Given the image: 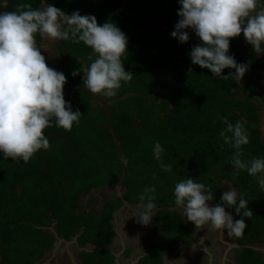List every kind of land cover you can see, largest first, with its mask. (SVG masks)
I'll return each mask as SVG.
<instances>
[{
	"label": "trees",
	"instance_id": "16d2710c",
	"mask_svg": "<svg viewBox=\"0 0 264 264\" xmlns=\"http://www.w3.org/2000/svg\"><path fill=\"white\" fill-rule=\"evenodd\" d=\"M6 1L0 5V13L14 11L24 3L39 9L44 1L61 3L68 15L77 10L88 15L91 5V0ZM101 2L108 21L126 35L138 55L143 52L145 57L153 58L150 68L155 69L156 78L148 83L139 81L140 91H153L152 102L144 105L142 98L135 96L130 105H113V111L106 116L102 109L91 104V92L84 90L83 71L75 77L72 75L74 70L88 67L90 61L74 51L71 40L59 47L57 53L62 61L57 71L67 80L64 99L70 102L73 111H80V122L74 123L71 131L54 124L45 129L50 147L39 150L26 164L6 160L0 153V264H35L43 251L52 247L53 239L46 234L52 223L59 238L81 232V239L95 243L99 235L107 237L100 230L103 226L100 217L106 222L120 203H105L97 218L92 212L77 213V204L88 191L100 186L112 188L119 182L123 200L133 204L139 203L138 195L144 188L155 186L156 227L171 231L181 227L186 232L183 221L165 210L175 205V185L186 178H193L212 190L211 206L221 204L223 182L248 200L247 207L253 212L251 218L237 215L231 208L234 221L243 218L246 224L244 235L237 238L241 247L235 253V262L264 264L248 248L255 239L264 242V190L258 184L259 176H249L246 170L235 173L231 163L234 149L221 138L224 124L219 119L223 116L229 122L244 123L249 143L242 146V159L264 158L258 117L264 96L259 93L257 54L253 48L245 57L238 53L236 43L243 37L242 33L231 39L228 55L238 64H248V70L239 83L232 77L220 79L210 70L191 63L187 47L192 41L201 44L196 35L193 39L189 35V41L184 44L171 37L172 25L179 19L178 0ZM139 16L144 32L133 33ZM86 60L87 64L82 66ZM132 67L135 68L134 63ZM234 72L235 69L226 68L221 75ZM126 92L122 88L117 95ZM70 93L72 97L67 98ZM157 142L164 149L160 161L153 154ZM161 162L171 165L172 171L162 170ZM94 218L97 224L92 225ZM108 240L104 238L105 242Z\"/></svg>",
	"mask_w": 264,
	"mask_h": 264
},
{
	"label": "clouds",
	"instance_id": "9594fccd",
	"mask_svg": "<svg viewBox=\"0 0 264 264\" xmlns=\"http://www.w3.org/2000/svg\"><path fill=\"white\" fill-rule=\"evenodd\" d=\"M181 7L171 37L180 44L189 41L186 29H191L201 41L190 53L191 63L206 68L220 79L229 77L239 83L248 70V64H238L228 55L230 40L243 34L255 54L264 53V5L260 0H178ZM56 41L83 43L92 50L88 67L74 70L75 77L83 71L84 86L94 95L107 98L117 96L122 83L133 78L125 71L122 57L127 53L126 35L113 22L98 25L93 15H81L79 10L65 14L61 9L47 4L33 9L30 4L17 5L14 11L0 13V153L4 159L28 163L39 150L50 147L44 130L53 124L71 131L73 124L80 122L81 113L73 111L70 102L63 96L67 83L62 72L50 68L37 47L36 35ZM95 57V59H93ZM235 69L229 76L222 70ZM224 128L220 136L234 152L231 163L238 175L246 170L249 176L257 177L264 190V158L242 159V146L249 143V133L244 123L229 122L220 117ZM164 149L160 143L153 147L154 157L160 161ZM164 171H172L171 165L161 162ZM120 183V182H119ZM155 186L146 187L138 195L139 203L131 217L147 226L154 215L156 204ZM175 205L196 229L206 227L209 231L225 230L229 236L244 235V219L235 220L225 206L234 208L237 215L251 218L248 200L239 196L235 189L224 191L221 204L210 207L207 203L214 196L205 184L186 178L175 185ZM243 210V212H242Z\"/></svg>",
	"mask_w": 264,
	"mask_h": 264
},
{
	"label": "crops",
	"instance_id": "0c3cea01",
	"mask_svg": "<svg viewBox=\"0 0 264 264\" xmlns=\"http://www.w3.org/2000/svg\"><path fill=\"white\" fill-rule=\"evenodd\" d=\"M223 184L224 191L232 189L229 183ZM122 193L121 183L112 188L100 186L82 195L78 201L77 213L92 212L95 217L102 214L105 203H120L100 228L107 237L99 235L95 243L81 239V232L69 238H59L52 223L46 231L53 239L52 247L43 251L35 264H236L235 253L241 245L237 237L229 236L226 230L222 235L206 227L196 229L176 205L165 210L183 221L186 232L171 225L174 231L157 228L156 209L151 222L143 226L136 222V217H131L137 204L124 200L121 203ZM207 203L212 207L210 201ZM225 211L231 213V208L225 206ZM95 220L92 225L97 224ZM104 238L109 240L105 242ZM248 248L257 254L259 262H264L263 241L255 239Z\"/></svg>",
	"mask_w": 264,
	"mask_h": 264
},
{
	"label": "rangeland",
	"instance_id": "374dc122",
	"mask_svg": "<svg viewBox=\"0 0 264 264\" xmlns=\"http://www.w3.org/2000/svg\"><path fill=\"white\" fill-rule=\"evenodd\" d=\"M6 0H0V5L3 6L6 4ZM47 4H51L49 2H44L41 1L40 3V8H42L43 6L47 5ZM260 4L264 5V0H260ZM52 6L61 9L64 13H65V9L62 6L61 3H52ZM100 7V11H97V8ZM89 9V13L88 15H93L96 17L97 19V23L98 25H103L105 22H109L107 19V13L105 11V6L103 5V3L101 2V0H91V5L88 8ZM66 14V13H65ZM157 19H160L162 17L160 16H156ZM140 16L139 19H137L135 21V25L132 28L133 29V33L134 32H138V33H143L144 32V26L141 23L140 20ZM175 24L172 25V27H174ZM186 31L188 32V34L190 36L193 37L195 36V33L191 30V29H186ZM37 47L40 48L41 50V54L45 56V60L47 65L50 68H53L54 70H58V65L59 62L62 61L58 55V49L60 46H62L63 43H65V41H61V40H56V41H52V40H48V39H44L41 38L39 36V34H37ZM73 49L75 52H77V54L80 57H85L88 60V56L92 53V50L88 47H86L82 42L81 43H73ZM196 46L195 43L192 41L189 43L187 50L190 53L191 49ZM236 50L238 51L239 54H241L243 57H245L249 50L252 48L251 45H249L244 37L241 38V40H239L236 43ZM74 52V53H75ZM138 50L128 41V45H127V53L124 54V56L121 58L122 62H123V66L125 71L126 68L129 69V71H131V69H133V78L132 80L127 83L124 84L122 83L121 88L118 90L117 93L120 92V90L122 88L127 89L126 93H123L122 95H117L116 97L113 98H107V97H103L101 95H94V94H90L91 95V104L94 106L99 107L100 109H102L106 116L111 113L113 110V105L115 106H127V104L130 105V100L132 97L135 96H140L142 98V101L144 103V105H148L152 102V97H153V91L152 90H148V91H140V84L139 81L141 80L142 82L148 83L149 81L153 80L156 78V75L154 74L155 69H151L150 65H152V59L153 58H147L145 57V53L140 52V54L138 55ZM134 54L136 56V60H133ZM62 56H65L64 52H61ZM257 58H258V64H259V93L260 96H264V53L261 54H257ZM93 59H95V57H93ZM87 60L84 61L81 65L85 66L84 63L87 64ZM65 62V61H64ZM91 63V61H90ZM133 63L135 64V68L132 67ZM135 70V71H134ZM131 71V72H132ZM84 90L87 91L88 89L86 87H84ZM63 96L65 97V94L63 93ZM72 97L71 93L67 94V98ZM73 101L72 99H68ZM258 117H259V129H260V136H261V140L264 142V105L262 106V108L258 111ZM227 183V182H226ZM100 216V215H99ZM99 216H96L99 217ZM104 219L101 216L100 217V224L103 225ZM22 251L24 252V250L22 249ZM24 259V256L22 257V259L20 261H22ZM26 259H28L26 257ZM23 262V261H22ZM26 263V262H24Z\"/></svg>",
	"mask_w": 264,
	"mask_h": 264
},
{
	"label": "water",
	"instance_id": "95a60500",
	"mask_svg": "<svg viewBox=\"0 0 264 264\" xmlns=\"http://www.w3.org/2000/svg\"><path fill=\"white\" fill-rule=\"evenodd\" d=\"M120 202H121V203H124V201H123V198H122V199H120Z\"/></svg>",
	"mask_w": 264,
	"mask_h": 264
}]
</instances>
